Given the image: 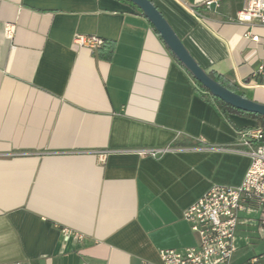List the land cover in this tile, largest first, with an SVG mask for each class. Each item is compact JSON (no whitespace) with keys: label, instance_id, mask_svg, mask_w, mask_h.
<instances>
[{"label":"crops","instance_id":"1","mask_svg":"<svg viewBox=\"0 0 264 264\" xmlns=\"http://www.w3.org/2000/svg\"><path fill=\"white\" fill-rule=\"evenodd\" d=\"M152 1L205 70L264 103V26L234 20L246 0ZM78 33L113 49L77 47ZM257 125L222 109L126 0H0V264H163L162 249L199 243L184 210L243 182L241 132ZM263 241L253 202L235 252Z\"/></svg>","mask_w":264,"mask_h":264},{"label":"built area","instance_id":"2","mask_svg":"<svg viewBox=\"0 0 264 264\" xmlns=\"http://www.w3.org/2000/svg\"><path fill=\"white\" fill-rule=\"evenodd\" d=\"M206 4L219 5V0H208ZM234 20L252 27L264 26V0H246ZM14 30L13 24L6 25L8 37L13 36ZM244 36L253 41L260 39L251 29H248ZM103 43L104 38L97 35L78 33L74 36V44L77 47L95 50ZM259 71L264 73V65L260 66ZM241 137L246 146L245 152L251 158L243 182L238 186L214 185L184 210L183 218L198 234L199 243L183 250L162 249L160 257L163 264H230L236 251L239 213L253 202L264 205V127L257 125L243 131ZM169 149V147L150 149L146 154L155 156ZM100 156L104 159L105 153ZM64 233L68 238L69 231L65 229ZM77 238L81 239L82 235L77 234Z\"/></svg>","mask_w":264,"mask_h":264},{"label":"water","instance_id":"3","mask_svg":"<svg viewBox=\"0 0 264 264\" xmlns=\"http://www.w3.org/2000/svg\"><path fill=\"white\" fill-rule=\"evenodd\" d=\"M138 6L161 35L167 47L192 75L214 95L226 103L248 112L264 115V103L226 87L205 70L189 51L170 22L152 0H129Z\"/></svg>","mask_w":264,"mask_h":264},{"label":"trees","instance_id":"4","mask_svg":"<svg viewBox=\"0 0 264 264\" xmlns=\"http://www.w3.org/2000/svg\"><path fill=\"white\" fill-rule=\"evenodd\" d=\"M128 2H130L131 4H133L134 6H136L133 2L129 1V0H126ZM141 13H143V11L138 7L136 6ZM144 14V13H143ZM145 15V14H144ZM161 36V35H160ZM113 42L111 41H108V40H105L104 39V43L102 46L98 47L97 49L99 50H107V51H110L113 49ZM95 49V50H97ZM94 50V51H95ZM170 50V49H169ZM171 52V50H170ZM172 53V52H171ZM172 55L179 61V59L172 53ZM180 62V61H179ZM182 64V62H180ZM183 65V64H182ZM184 66V65H183ZM185 67V66H184ZM186 69V67H185ZM187 70V69H186ZM188 71V70H187ZM190 73V75L194 78V80L196 81V83L198 84V86L200 88H202L203 90L207 91L209 95H211L213 97V99L216 101V103L224 110H235V111H238L240 113H244V114H247V115H250V116H253V117H256L258 119V123L259 125L263 126L264 127V115H261V114H258V113H254V112H248V111H244V110H241V109H238L228 103H226L225 101H223L222 99H220L219 97L217 96H214L208 88H206L201 82H199L197 79H195V77L192 75V73L190 71H188ZM209 74L215 78L217 81H219L220 83H222L223 85H225L226 87L230 88L231 90L235 91V92H238L242 95L245 96V94L243 92H241L238 88L237 85L235 84H232L230 83L228 80H226L224 77H222L221 75H218L216 74L215 72H209Z\"/></svg>","mask_w":264,"mask_h":264},{"label":"rangeland","instance_id":"5","mask_svg":"<svg viewBox=\"0 0 264 264\" xmlns=\"http://www.w3.org/2000/svg\"><path fill=\"white\" fill-rule=\"evenodd\" d=\"M254 246V247H253ZM257 252L258 255H260L262 253V264H264V241L263 243L261 244H257V245H250L248 246L247 248L245 249H242V251H239V252H234L233 255H232V258L234 256V254L236 255H241L243 256V259H246L247 257H249L250 255H252L253 252ZM245 257V258H244ZM232 258H231V261H232ZM231 263V262H230Z\"/></svg>","mask_w":264,"mask_h":264}]
</instances>
